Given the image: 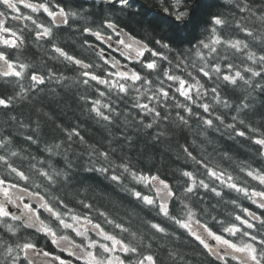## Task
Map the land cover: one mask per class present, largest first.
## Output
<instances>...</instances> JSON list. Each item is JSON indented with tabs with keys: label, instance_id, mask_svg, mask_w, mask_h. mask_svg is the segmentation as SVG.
Masks as SVG:
<instances>
[{
	"label": "clouds",
	"instance_id": "clouds-1",
	"mask_svg": "<svg viewBox=\"0 0 264 264\" xmlns=\"http://www.w3.org/2000/svg\"><path fill=\"white\" fill-rule=\"evenodd\" d=\"M0 264H264V0H0Z\"/></svg>",
	"mask_w": 264,
	"mask_h": 264
}]
</instances>
